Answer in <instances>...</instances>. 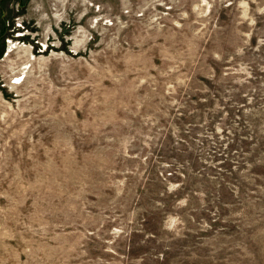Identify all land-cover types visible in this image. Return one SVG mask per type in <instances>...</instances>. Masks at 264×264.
<instances>
[{
  "label": "rangeland",
  "instance_id": "1",
  "mask_svg": "<svg viewBox=\"0 0 264 264\" xmlns=\"http://www.w3.org/2000/svg\"><path fill=\"white\" fill-rule=\"evenodd\" d=\"M0 264H264V0H0Z\"/></svg>",
  "mask_w": 264,
  "mask_h": 264
},
{
  "label": "bare ground",
  "instance_id": "2",
  "mask_svg": "<svg viewBox=\"0 0 264 264\" xmlns=\"http://www.w3.org/2000/svg\"><path fill=\"white\" fill-rule=\"evenodd\" d=\"M19 36H21L22 34H18ZM24 36V35H23Z\"/></svg>",
  "mask_w": 264,
  "mask_h": 264
}]
</instances>
